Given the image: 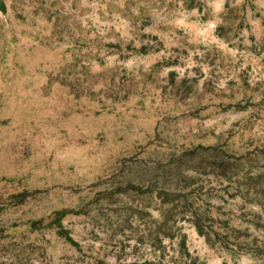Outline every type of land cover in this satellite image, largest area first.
<instances>
[{
    "label": "rangeland",
    "instance_id": "obj_1",
    "mask_svg": "<svg viewBox=\"0 0 264 264\" xmlns=\"http://www.w3.org/2000/svg\"><path fill=\"white\" fill-rule=\"evenodd\" d=\"M0 6V264H264V0Z\"/></svg>",
    "mask_w": 264,
    "mask_h": 264
},
{
    "label": "trees",
    "instance_id": "obj_2",
    "mask_svg": "<svg viewBox=\"0 0 264 264\" xmlns=\"http://www.w3.org/2000/svg\"><path fill=\"white\" fill-rule=\"evenodd\" d=\"M0 8H1V6H0Z\"/></svg>",
    "mask_w": 264,
    "mask_h": 264
}]
</instances>
